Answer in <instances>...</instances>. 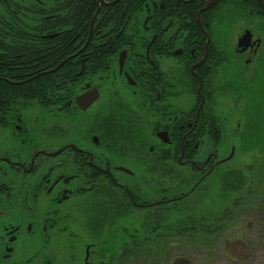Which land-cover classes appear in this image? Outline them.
Segmentation results:
<instances>
[{
	"label": "flooded vegetation",
	"instance_id": "obj_1",
	"mask_svg": "<svg viewBox=\"0 0 264 264\" xmlns=\"http://www.w3.org/2000/svg\"><path fill=\"white\" fill-rule=\"evenodd\" d=\"M263 26L264 0H0V264L176 258L251 210L217 101Z\"/></svg>",
	"mask_w": 264,
	"mask_h": 264
},
{
	"label": "rangeland",
	"instance_id": "obj_2",
	"mask_svg": "<svg viewBox=\"0 0 264 264\" xmlns=\"http://www.w3.org/2000/svg\"><path fill=\"white\" fill-rule=\"evenodd\" d=\"M264 29L262 28L261 32ZM255 82V81H254ZM264 86V85H263ZM230 89H225L221 94L220 104L226 109V122L230 124L240 123L242 126L238 130L239 135L232 139L235 144V154L229 164L242 168L244 173V194L252 190V187L258 189L256 198H254L251 210H247L237 217L230 228L224 229V233L218 238H213L209 244L202 240L193 243H178L175 248L179 251V257L155 259L152 257H144L137 255L132 257L127 264H264V177L259 173L260 163L263 159L256 152L243 153L241 149L240 133H243L245 124L242 123L243 118L240 117L241 109H237L236 104L243 103L242 98H236ZM254 95V94H253ZM253 102L249 106L252 111V119L261 117L264 122V87L255 93ZM263 98V99H262ZM214 101V100H213ZM260 121V119H259ZM261 123L256 122V127ZM247 128V127H246ZM235 127L231 128L232 134ZM236 132V131H235ZM226 155H228L230 147H227ZM255 182L251 183V181ZM210 206L212 215L219 212V199L211 196ZM218 201V202H217ZM252 202L249 201L250 204ZM211 243V244H210ZM167 248V247H166ZM169 248V247H168Z\"/></svg>",
	"mask_w": 264,
	"mask_h": 264
},
{
	"label": "trees",
	"instance_id": "obj_3",
	"mask_svg": "<svg viewBox=\"0 0 264 264\" xmlns=\"http://www.w3.org/2000/svg\"><path fill=\"white\" fill-rule=\"evenodd\" d=\"M263 29H264V26H263ZM261 35H263V38H264V32ZM262 61L264 62V60ZM261 64L263 65V68L261 69L257 77V80L253 84L238 85L232 82L230 83L231 85L228 84L227 89H232L234 93L242 92L244 94L245 99H243V103L240 105L236 104V106H238L236 108L241 109L240 117L243 118L242 123L245 124L244 131L243 133H241V136H242L241 149L243 153L256 152L260 157L261 156L263 157L258 171L260 175L264 177V122L263 123L261 122L260 116L258 117L260 121L259 119H256L255 116L253 120L251 117L252 111H250L249 109V106L253 104V102H257L254 99V97H256L255 93H257L259 89L261 90L264 87L263 86L264 85V63H261ZM263 119H264V116H263ZM256 122L261 123V125L256 127Z\"/></svg>",
	"mask_w": 264,
	"mask_h": 264
},
{
	"label": "water",
	"instance_id": "obj_4",
	"mask_svg": "<svg viewBox=\"0 0 264 264\" xmlns=\"http://www.w3.org/2000/svg\"><path fill=\"white\" fill-rule=\"evenodd\" d=\"M249 37H250V33L249 32H246V34L239 40L238 47L243 46L245 44V41H247ZM233 148L231 150L230 155L226 159L222 160L220 162V164L221 163H226V162L230 161L233 158V155H234V149Z\"/></svg>",
	"mask_w": 264,
	"mask_h": 264
}]
</instances>
